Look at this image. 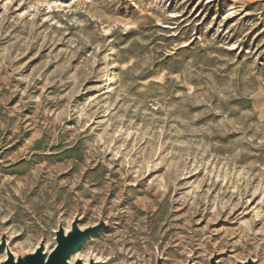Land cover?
<instances>
[{
  "label": "rangeland",
  "instance_id": "rangeland-1",
  "mask_svg": "<svg viewBox=\"0 0 264 264\" xmlns=\"http://www.w3.org/2000/svg\"><path fill=\"white\" fill-rule=\"evenodd\" d=\"M76 217L77 260L264 264V0H0V240Z\"/></svg>",
  "mask_w": 264,
  "mask_h": 264
},
{
  "label": "water",
  "instance_id": "water-1",
  "mask_svg": "<svg viewBox=\"0 0 264 264\" xmlns=\"http://www.w3.org/2000/svg\"><path fill=\"white\" fill-rule=\"evenodd\" d=\"M102 225L93 227H87L80 229L79 219L76 217L71 223V230L65 234L63 227L60 225L58 230L55 232L56 245L50 253L44 252V244L40 243L39 247L33 252L24 257H17L14 260L13 255L9 250L6 249L5 238L0 240V254L3 250L7 252V259L1 264H70L69 259L71 256L81 249L83 245L100 229ZM73 264H83L81 260H76ZM89 264H98L90 261ZM156 264H161L158 260ZM187 264H192L188 262ZM209 264H216L215 258H211ZM240 264H253L251 260H248Z\"/></svg>",
  "mask_w": 264,
  "mask_h": 264
},
{
  "label": "bare ground",
  "instance_id": "bare-ground-1",
  "mask_svg": "<svg viewBox=\"0 0 264 264\" xmlns=\"http://www.w3.org/2000/svg\"><path fill=\"white\" fill-rule=\"evenodd\" d=\"M72 221H73V220H71L70 222H68V224H67L66 226H65V225H64V226L61 225V226L63 227V230H64V233H65V234H67V233L70 232ZM79 227H80V229H83V228H81L80 225H79ZM54 241H55V240H54ZM55 245H56V242H55ZM38 247H39V245H37V247H35V249L33 250V252H34ZM6 249L9 250V251L11 252V254H12L13 257H14V260H16V259H17V255L15 254V252H13V251H11V250L9 249L8 244H7V241H6ZM79 250H80V249H79ZM79 250H78V251H79ZM51 251H52V250H51ZM51 251H50V250H47L46 246H44V252H46V253H50ZM78 251H76V252L71 256V258L69 259V263H70V264H73L77 259H79V258L75 259L76 256H77V252H78ZM33 252H31V253H33ZM6 259H7V252H6V250H3V252L0 254V264H1L2 262H4ZM81 261H82L83 264H89L90 261L96 262V263H98V264H103V263H104V262H102V261H99V260H97V259H94L93 257L89 258L88 260H82V259H81Z\"/></svg>",
  "mask_w": 264,
  "mask_h": 264
}]
</instances>
